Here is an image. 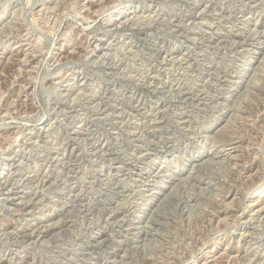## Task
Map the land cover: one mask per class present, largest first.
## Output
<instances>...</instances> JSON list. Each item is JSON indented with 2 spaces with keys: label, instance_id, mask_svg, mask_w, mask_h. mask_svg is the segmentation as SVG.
<instances>
[{
  "label": "rangeland",
  "instance_id": "rangeland-1",
  "mask_svg": "<svg viewBox=\"0 0 264 264\" xmlns=\"http://www.w3.org/2000/svg\"><path fill=\"white\" fill-rule=\"evenodd\" d=\"M0 264H264V0H0Z\"/></svg>",
  "mask_w": 264,
  "mask_h": 264
},
{
  "label": "bare ground",
  "instance_id": "bare-ground-1",
  "mask_svg": "<svg viewBox=\"0 0 264 264\" xmlns=\"http://www.w3.org/2000/svg\"><path fill=\"white\" fill-rule=\"evenodd\" d=\"M260 65V64H259ZM197 164V163H196ZM189 198V197H188ZM187 203V202H186ZM258 221V220H257ZM263 221V220H262ZM249 226V225H248ZM256 227V226H255ZM29 236V235H28ZM243 250V249H242ZM240 256V255H239ZM243 257V256H242Z\"/></svg>",
  "mask_w": 264,
  "mask_h": 264
}]
</instances>
